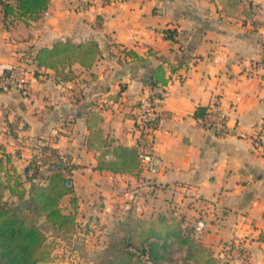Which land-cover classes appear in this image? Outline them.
I'll list each match as a JSON object with an SVG mask.
<instances>
[{
  "label": "crops",
  "instance_id": "obj_1",
  "mask_svg": "<svg viewBox=\"0 0 264 264\" xmlns=\"http://www.w3.org/2000/svg\"><path fill=\"white\" fill-rule=\"evenodd\" d=\"M249 4L257 12L256 25L250 19L244 24ZM91 40L102 51L92 68L73 66L68 81L51 69L33 72L39 49ZM263 53L264 0H243L236 9L227 0H50L42 18L28 22L5 19L0 7V82L15 64L29 70L25 88L4 92L0 86V105L7 108L0 124V178L18 180L29 198L31 186L46 182L56 167L55 155L33 143L50 136L74 162V193L63 202L75 198L64 212L76 213L78 223L104 220L135 189L142 192L146 211L150 193L158 203L170 198V187L186 185L218 202L205 210L202 242L213 249L244 243L253 264H264ZM150 94L163 97L153 152L164 159L165 169L152 174L141 171L139 162L133 173L98 170L99 151L89 150L86 138L100 128L111 148L136 147L138 108ZM215 95L228 113L226 135L205 129L194 115ZM30 163L33 178L26 175ZM111 229L100 231L104 239ZM54 235L74 241L89 264H99L105 245L93 247L85 230ZM54 257L48 264L64 263Z\"/></svg>",
  "mask_w": 264,
  "mask_h": 264
},
{
  "label": "trees",
  "instance_id": "obj_2",
  "mask_svg": "<svg viewBox=\"0 0 264 264\" xmlns=\"http://www.w3.org/2000/svg\"><path fill=\"white\" fill-rule=\"evenodd\" d=\"M243 0H227L230 9H236ZM50 0H0V7L5 19H40L48 9ZM254 6L244 10V24L256 15ZM256 25V21L252 20ZM173 37V31H167ZM98 42L91 40L85 43L58 42L53 47L39 49L35 60L39 67L51 69L59 80L68 81L73 66L80 65L90 69L101 56ZM128 55L145 61L136 52ZM37 74V72H36ZM39 75V73L37 74ZM205 108H198L194 115L202 117ZM95 115V114H94ZM100 121L97 115L94 119ZM91 127V126H90ZM158 128L159 126L156 125ZM89 150L99 151L98 170L115 173H133L139 170V149L122 144L111 148L103 138L100 128L93 130L86 138ZM112 155V157H108ZM33 164L30 163L27 170ZM71 168H53L48 180L35 183L29 191L12 178L7 181L11 194L20 199L17 205L6 200L5 183L0 178V264H48L53 259L54 246L44 229L38 224V218L44 216L46 222L58 231L72 234L77 229L74 213H65L62 200L74 193L69 185ZM35 177V176H33ZM30 177V178H33ZM234 248V245L231 246ZM100 264H223L211 248L196 240L191 230L183 224H169L156 228L137 226L129 228V223L120 222L116 230L109 235L107 245L100 258Z\"/></svg>",
  "mask_w": 264,
  "mask_h": 264
},
{
  "label": "built area",
  "instance_id": "obj_3",
  "mask_svg": "<svg viewBox=\"0 0 264 264\" xmlns=\"http://www.w3.org/2000/svg\"><path fill=\"white\" fill-rule=\"evenodd\" d=\"M45 12L43 14H45ZM262 58L264 59V53ZM32 67L35 73L41 69L35 59L34 62H32ZM28 73L29 70L26 67L21 64H15L3 76L0 86L4 92H9L14 89H23L29 81ZM162 100V96L150 94L140 103L136 118V132L138 133L136 146L139 149L140 170L152 174H158L166 167L164 159L153 152L154 134L157 130L156 125L159 126L160 124L159 108L162 104ZM5 113H7V108L0 105V124ZM200 120L205 129L212 130L220 135H226L228 133V113L223 109L221 97L219 95H215L212 98ZM24 127L23 124H19L18 130L22 131ZM60 127H65V124H61ZM7 130L10 131L9 129ZM33 143L39 151L55 155L57 160L55 168L64 167L66 170L73 166L74 162L67 153L61 148L54 146L56 142L53 137L41 136L35 139ZM26 175L28 177L36 175L34 165L27 170ZM69 185L73 186L72 178ZM147 185L151 188H155V184L153 183L149 182ZM169 191L177 200L179 199V202L182 203L183 200H187L189 205H192L194 207L193 209L197 211L199 215L198 221L194 226V235L197 239L203 238L208 224V211L205 210L218 207V202L204 199L199 193L192 191L191 188L186 185L170 187ZM141 198L142 192L135 189L128 194L127 200L129 204L136 206L137 210L142 211L143 205L141 203ZM236 243L233 245L235 246Z\"/></svg>",
  "mask_w": 264,
  "mask_h": 264
},
{
  "label": "rangeland",
  "instance_id": "obj_4",
  "mask_svg": "<svg viewBox=\"0 0 264 264\" xmlns=\"http://www.w3.org/2000/svg\"><path fill=\"white\" fill-rule=\"evenodd\" d=\"M3 181L5 183L6 200L12 205H17L20 202V199L11 194L7 177H5ZM153 197L154 195L150 193L149 197L146 198L145 202L150 206L146 211L137 210L136 206L129 204L128 202L126 203L129 206L128 208H126V204L123 202L117 203L118 205L115 206V211L112 210L110 213L111 215L108 213L109 215L105 217L104 220H101V217H97V221L94 222L92 226H90L89 223L85 224L83 221L80 223L77 222V229L85 230L86 233L91 236L90 242L95 248H100L104 245L106 247L108 242L109 236L107 239H104L103 236L105 234H102L100 231L112 226L111 233H113L119 223L124 221L129 223V228H134L136 226L138 228L143 226L148 227L150 224H154L156 228H162V226L165 225L181 223L187 230L192 231L196 240L202 242V238L197 239L194 235V226L198 221V217L195 218V216L192 215L191 212L194 207L192 205L190 206L187 200H183L181 203L178 201L179 199L177 200L171 194L170 198H165L157 203L153 200ZM74 200L75 198H70L68 205L62 200V209H70L69 206H73ZM70 213L72 212L70 211ZM75 215L77 216L76 213ZM82 215L86 216L84 213H82ZM108 219L111 221L108 222ZM37 222L47 233L49 241L54 246L52 255L55 256L54 258L61 259V262H64L63 264L66 262H71L72 264H89L88 257L83 255L76 248L77 244L74 243V241L66 242L54 235L58 230L49 225L44 216H40ZM112 223H114V225H112ZM235 243L236 242H225L224 244H221L220 247L218 246V248L216 247L213 249L211 247V250H213L215 255L221 259L223 264H253L252 257L244 243L238 242L234 248H232V244ZM203 244L205 245V243ZM103 250L99 255V264Z\"/></svg>",
  "mask_w": 264,
  "mask_h": 264
}]
</instances>
